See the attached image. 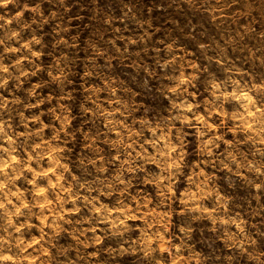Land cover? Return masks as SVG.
<instances>
[{"label":"rangeland","instance_id":"rangeland-1","mask_svg":"<svg viewBox=\"0 0 264 264\" xmlns=\"http://www.w3.org/2000/svg\"><path fill=\"white\" fill-rule=\"evenodd\" d=\"M0 264H264V0H0Z\"/></svg>","mask_w":264,"mask_h":264}]
</instances>
